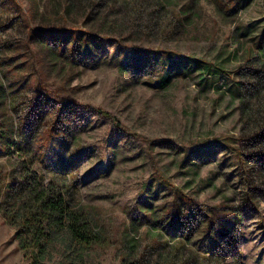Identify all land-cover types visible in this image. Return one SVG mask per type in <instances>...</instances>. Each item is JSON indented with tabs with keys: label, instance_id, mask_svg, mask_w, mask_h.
I'll return each mask as SVG.
<instances>
[{
	"label": "rangeland",
	"instance_id": "374dc122",
	"mask_svg": "<svg viewBox=\"0 0 264 264\" xmlns=\"http://www.w3.org/2000/svg\"><path fill=\"white\" fill-rule=\"evenodd\" d=\"M108 1L107 24L94 28L79 11L64 15L57 0H0V264H122L132 244L151 261L160 252L189 264H264V190L244 163L238 83L264 43V0H173L162 22L144 15L128 24L132 0ZM38 28L73 32L55 65ZM77 30L106 40H75ZM55 136L67 143L59 159ZM10 142L12 157L3 154ZM29 175L39 189L57 186L97 239L83 244L59 227L38 246L20 240ZM182 206L192 221L239 209L210 259L183 248L198 238L192 230L187 239L189 224L173 248L155 227Z\"/></svg>",
	"mask_w": 264,
	"mask_h": 264
},
{
	"label": "trees",
	"instance_id": "16d2710c",
	"mask_svg": "<svg viewBox=\"0 0 264 264\" xmlns=\"http://www.w3.org/2000/svg\"><path fill=\"white\" fill-rule=\"evenodd\" d=\"M59 8L62 9L63 14L69 16L71 13L79 11L85 14V18L88 21H93L94 28L96 25H100V22L106 20L107 24V13L106 8L110 4L108 0H57ZM114 4H119V0H114ZM123 2V1H122ZM126 3L129 0L124 1ZM173 0H132V4L137 11L135 13H127L122 18L121 22L128 24L137 19H144V15L148 18H152L155 21L164 19L169 12V6ZM97 9V11H94ZM140 11H139V10ZM184 13L182 17H188L189 11L183 9ZM140 12L139 18L137 13ZM192 13L196 12L195 8L192 7ZM163 20H161L162 22ZM110 25V24H109ZM121 26L116 25V33L120 32ZM55 29H36L35 37L37 42L44 46L48 51V59L55 65L60 60H63L64 47L71 42L73 32L67 34V31ZM91 31L77 30L75 40L80 38H86L88 41L91 38H106L99 37ZM113 39V38H112ZM258 54L250 57L249 67H246L243 71V80L238 81L240 85V107H241V132L242 141L245 149L248 153L243 156L244 163L255 173V176L260 181L262 189L264 190V43L260 42L257 45ZM50 57V58H49ZM192 62H201L208 64L205 61L190 58ZM166 83V80H164ZM55 141L52 144V155L59 159L63 156V150L67 148V143L59 139V136H55ZM16 143L10 142L7 149L3 151L5 156L12 157L15 152L12 151L13 146ZM34 181V182H33ZM26 187H28V205L21 206L20 211L17 212L19 215V227L17 228V236L20 240L29 237L31 242L35 245H40L46 239V230H54V228L66 227L69 229L72 237L80 243L90 244L95 241L96 234H93V227L90 220H88L79 209H72L69 206L68 201L64 196L58 192V187L53 186L49 189H39L40 182L36 181V177L29 175L25 181ZM3 178L0 169V195L3 188ZM13 187V185H12ZM13 191L9 190V198L13 201H17L18 205L22 201L21 197ZM20 206V205H19ZM184 207H180L176 213H171V219L159 218L156 220L155 227H163L166 230V235H170L165 240V245L173 248L175 245L171 244V238L173 240L186 238V224H189V230L187 232V239L192 240L193 233L200 236V232H206L204 239H196L195 246L192 248L184 249L192 251L194 248L197 250H205L209 252L205 255L207 259L215 256L214 242L217 243L218 239L223 237L224 234L230 232L232 220H240V213L238 208H234L232 211L235 215L231 219L224 217L221 212H204L201 211L200 215H193L194 220H188L182 215ZM189 214V213H188ZM161 225V226H159ZM177 225H179L177 227ZM185 227V228H184ZM184 228V229H183ZM204 229L206 231H204ZM193 230V233H192ZM199 230H201L199 232ZM203 230V231H202ZM198 231V232H197ZM216 235V237H214ZM173 245V247H171ZM130 256L127 260L123 261L122 264H189L192 261V257L184 255L177 261H170L168 257L175 255L160 254L157 252L156 260H147L142 253L140 247L132 244L130 249ZM191 256V255H190ZM177 258V257H174ZM172 262V263H171ZM200 264V263H199Z\"/></svg>",
	"mask_w": 264,
	"mask_h": 264
}]
</instances>
